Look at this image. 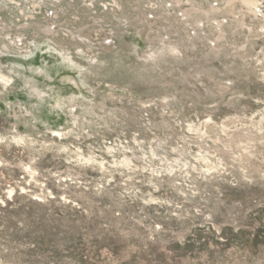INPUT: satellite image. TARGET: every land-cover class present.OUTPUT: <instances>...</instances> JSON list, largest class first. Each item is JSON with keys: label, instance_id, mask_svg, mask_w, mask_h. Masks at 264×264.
<instances>
[{"label": "rangeland", "instance_id": "1", "mask_svg": "<svg viewBox=\"0 0 264 264\" xmlns=\"http://www.w3.org/2000/svg\"><path fill=\"white\" fill-rule=\"evenodd\" d=\"M0 264H264V0H0Z\"/></svg>", "mask_w": 264, "mask_h": 264}, {"label": "built area", "instance_id": "2", "mask_svg": "<svg viewBox=\"0 0 264 264\" xmlns=\"http://www.w3.org/2000/svg\"><path fill=\"white\" fill-rule=\"evenodd\" d=\"M229 0H143V2L150 4H164L167 7H170L172 4H200L207 3L212 9L220 8L222 3H226ZM151 18L154 17L153 14L150 15ZM183 20L187 19L186 15L182 16ZM229 17L226 16H218L214 19H211L209 22L202 20V16H200V20L195 22V26L188 27V31L190 35H199L202 34V31H225V27L229 24ZM215 46V43H212Z\"/></svg>", "mask_w": 264, "mask_h": 264}]
</instances>
